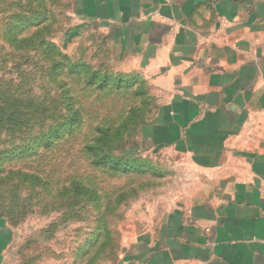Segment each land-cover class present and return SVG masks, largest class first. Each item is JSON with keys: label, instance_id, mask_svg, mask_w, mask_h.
<instances>
[{"label": "rangeland", "instance_id": "obj_1", "mask_svg": "<svg viewBox=\"0 0 264 264\" xmlns=\"http://www.w3.org/2000/svg\"><path fill=\"white\" fill-rule=\"evenodd\" d=\"M74 4L0 0L2 264H144L171 191L150 134L162 90L95 49Z\"/></svg>", "mask_w": 264, "mask_h": 264}, {"label": "crops", "instance_id": "obj_2", "mask_svg": "<svg viewBox=\"0 0 264 264\" xmlns=\"http://www.w3.org/2000/svg\"><path fill=\"white\" fill-rule=\"evenodd\" d=\"M74 5L95 49L153 75L162 90L150 134L171 191L160 198L156 241L136 257L264 264V0ZM8 234L0 222V264Z\"/></svg>", "mask_w": 264, "mask_h": 264}, {"label": "trees", "instance_id": "obj_3", "mask_svg": "<svg viewBox=\"0 0 264 264\" xmlns=\"http://www.w3.org/2000/svg\"><path fill=\"white\" fill-rule=\"evenodd\" d=\"M18 115V116H17ZM21 117H23V115L21 114V113H19V112H16V113H12L11 114V116H8L7 118H8V121H9V123H10V121H12L13 122V126L15 127V128H17L18 127V124L21 122H23L22 120H21ZM63 136V133L58 137V138H60V137H62ZM52 143L53 142H51V143H49L48 144V146H50V145H52Z\"/></svg>", "mask_w": 264, "mask_h": 264}]
</instances>
